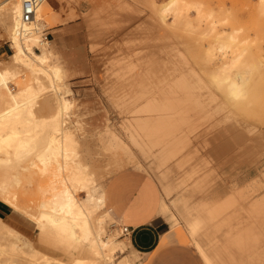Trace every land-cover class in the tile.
I'll list each match as a JSON object with an SVG mask.
<instances>
[{"label":"rangeland","instance_id":"374dc122","mask_svg":"<svg viewBox=\"0 0 264 264\" xmlns=\"http://www.w3.org/2000/svg\"><path fill=\"white\" fill-rule=\"evenodd\" d=\"M167 1L50 0L52 7L41 16L42 42L33 50L50 54L46 68L61 66V79H52L45 70L34 72L12 63L11 0H0V60L10 66L9 74L0 72V186L14 188L29 212L38 215L42 202L50 197L46 192L50 184L69 186L75 192L66 180L68 170L82 168L91 180L88 204L97 208L91 217L93 229L97 230V218L103 216L104 236L122 241L113 253L96 256L88 244L74 240L68 229L47 222L37 229L36 223L21 213L27 220V224L16 225L21 246L27 249L32 245L36 256L4 247L0 255L4 264H32L33 260L36 264H76L77 257L85 258L84 264H109L126 255L131 264H207L183 216L178 192L168 194L162 182L161 175L171 162L157 160L158 148H151L149 136L140 126L154 109L163 112L161 120L168 119V113L178 117L182 136L190 131V146L179 158L191 153L199 174L208 177L205 198L211 201L219 191L226 202L238 192L241 195L232 203L233 209L242 211L238 216L241 222L248 220V200L258 197L244 195L251 179L262 175L261 156L243 147L248 127L264 125V81L261 84L259 77L264 79V68L257 71L246 99L218 105L211 80L216 59L208 58L206 44L196 33L172 26L169 17L161 20ZM204 1L212 8L223 5L230 9L233 21L249 40L250 60L260 63L264 58V12H259V0ZM43 33L49 34L48 41H43ZM207 114L209 120L204 124ZM17 120L21 121L18 126ZM65 133L73 135L68 156L61 145ZM24 137L27 143L25 139L21 142ZM61 165L68 170L59 171ZM128 168L154 176L167 200L173 232L165 251L132 254L129 236H121L120 225L111 214H105L109 212L106 207L99 208L107 179ZM181 172L179 169L173 176L179 179ZM76 192L86 198V192ZM0 201L12 208L1 196ZM193 201L201 203L202 195L197 194ZM2 225L7 226L0 218ZM240 231L210 229L200 239L216 238L222 244Z\"/></svg>","mask_w":264,"mask_h":264},{"label":"bare ground","instance_id":"6f19581e","mask_svg":"<svg viewBox=\"0 0 264 264\" xmlns=\"http://www.w3.org/2000/svg\"><path fill=\"white\" fill-rule=\"evenodd\" d=\"M21 1L23 0H11L8 8V16L10 17L9 39L11 40L14 48V54L11 56L12 63L22 64L34 72L45 70L49 76L52 77V79H61V66L59 67L52 64L53 66H49V68L45 67L49 61L50 54L48 55L45 52L40 54L34 52L33 50L35 45L42 42L39 32L40 27L42 26L41 16L43 14V4L46 0H43L38 5L37 20L31 24L23 23L21 20ZM259 5L263 11L259 9ZM259 5V12H264V0H259ZM163 6L164 9L162 11V15L160 16L161 20L165 22L169 17L172 26H182L189 32L196 33L199 40L203 44H206L208 58L216 59L211 79L214 89L216 90V103L219 105L226 102L234 105L239 102L241 103L244 99H246L255 82L257 71L260 73V71L262 72L261 68H264V58L263 60H260V63H258V60L256 63L255 61L250 60L249 46L247 44L249 40L247 41V39L244 38L242 28L238 27L235 24V21H233L235 18L231 16L232 13H230V9H226L223 5L212 8L208 6L204 0H169L164 3ZM38 16H40V18ZM11 66L13 67V65ZM125 67L130 66L126 65ZM0 72L2 74H9L10 72V66L5 60H0ZM259 77L260 83L262 84V80L264 81V79H261L262 75ZM258 85L259 83H257V86ZM255 92L256 91L254 90L251 97H253ZM204 112L205 110L203 113ZM161 115L163 116L162 111L154 109L153 114L143 119L140 126L144 134L149 136L150 145H152L151 148H158L157 160L164 162L178 157L183 152V150L191 142V135H189L191 133L187 129L186 134L183 136L181 135L182 127L180 126V121L178 117H175L172 113H168V119L163 120L160 119ZM208 120L209 118L207 114V119L204 124L207 123ZM17 121H14V123L16 122L17 124L15 125L18 126L21 121ZM11 123L13 124V122ZM20 131L22 130H19L18 132ZM247 132L248 140L243 148L249 151L250 154L257 152L261 156L260 167L262 175L251 179V182L247 185V189L249 191L245 192L244 196L246 198L258 197V199L251 201L247 210L245 209L249 214V222L247 221L246 224L248 225L245 227L247 236L234 238V242L230 246L223 247V251L214 254L217 264H264V125L260 127L250 125ZM0 137L2 136L0 135ZM22 139H25L24 141L27 143L28 140H26L25 137L20 138L21 142H24ZM256 141H259V146ZM72 143L73 135L71 133H65L61 145L62 148L66 150L65 155L67 156ZM55 148H57V146ZM22 149L23 148H21V150ZM49 159L51 160L52 157L49 156ZM191 161L193 162V155L188 153L182 157L181 160H179L180 166H185ZM189 165H191V163ZM65 170H68L66 169V166L61 165L59 171ZM196 171H198L196 164H193L189 170H186V181L191 179ZM68 172L66 180L71 182L72 187L75 188V192H73L69 186L67 187L64 185L62 188H58L56 185H51L49 183L50 186L46 192L50 193V197L42 202L41 210L38 215L29 212L27 205L24 206L14 188L1 185L0 196L5 202L10 204L13 210H17L27 215L38 225V227L44 228L45 223L47 222L52 226L61 227L62 230L68 229L69 235L74 240L84 245L88 244L89 248L96 256L104 254L105 251L113 253L116 250L117 244H120L122 241H111L104 236L106 233V220L104 217L99 216L97 218V230H94L91 225V217L96 213L97 208L91 207L88 204L89 201L87 200L90 185L89 183L91 182L89 175L85 173L82 168H71ZM203 181L204 180H202V182H196L197 184L194 188L198 189L203 187V184H205ZM77 189L81 192H86V198H81L76 192L78 191ZM257 192H261L259 196H257ZM199 193L200 192L198 190V194ZM238 195L241 194L237 192L234 196L233 200L235 202ZM99 200V208L103 209L105 207L103 191L100 194ZM215 205L216 207L214 210L212 209V212L208 211V213L211 214V217L213 216V219L225 213L231 207L229 205ZM241 212L242 211L240 209H235L230 215L229 221L225 220L218 223L216 228H222L223 226L230 224L232 219L237 220ZM105 214L110 216L109 212H105ZM241 225L242 223L239 222L234 224L236 228H242ZM242 231H244V229ZM123 244L125 246V243ZM21 245L19 233L17 231L8 227V225L6 227H3V225L0 227V247H2L0 255L4 252L3 248L6 247L28 254L35 258L36 251L32 245L29 244L27 249ZM205 257L208 260V264H213L210 262V257L207 255H205ZM85 261V258L77 257L76 264H84ZM0 263L4 264L2 260H0ZM32 264H36V261L33 260ZM109 264L131 263L128 258L124 256L116 263Z\"/></svg>","mask_w":264,"mask_h":264},{"label":"crops","instance_id":"0c3cea01","mask_svg":"<svg viewBox=\"0 0 264 264\" xmlns=\"http://www.w3.org/2000/svg\"><path fill=\"white\" fill-rule=\"evenodd\" d=\"M43 5L42 13L45 14L52 5L50 0H46ZM189 146L190 144L187 145L184 150ZM179 156L172 160H168L171 162V166L168 170L162 173V182L166 187L168 194H171L174 191L178 192V202L182 206L181 210L183 216L187 220L190 230L194 232L193 235H196L195 242L197 248L207 264L208 260L205 255L210 257L211 263L217 264L214 254L223 251V247L230 246L234 242V238L247 236L245 227L248 225L246 223L247 221L249 222V218L247 221L243 222H241V219L239 218L237 220L232 219L230 224L223 226L222 228L226 227L228 229H233L236 228L234 226V224H237L235 221H238L239 223H242V228H240V230L242 231L244 229V231H242V233L241 231L237 232L232 237L227 238L222 244L219 243V240L216 238H207L206 242H203L200 238L203 235H207L208 230H220L222 228H216L217 224L225 220L229 221L230 215L235 210L233 209L234 206L232 203H237V200L236 202L233 200L236 193L231 195L226 202H223V197L218 191L216 196L213 197L211 201H208L204 196L207 195L206 183L209 181L208 177L200 175V169L198 168V171L193 174V177L186 181L185 171L190 169L193 162H189L191 165L187 164L185 166H180L179 160H181L182 157L179 158ZM179 168L182 169V172L179 179H177L173 174L178 171ZM202 180H204L203 183H205L203 184V187L198 189L194 188L197 184L196 182H202ZM198 190L200 192L199 194L202 193V204H196L193 201L194 198L197 197ZM248 201L251 203L250 200ZM104 204L109 211V214L112 215L120 226L130 227L131 233L128 237V250L132 254L137 253L148 255L155 252L165 251L170 247V233L173 231L170 230L171 219L170 213L167 210L168 203L154 176L134 168H128L111 175L104 185ZM215 204H217V206L229 205L231 207L225 213L213 219V216L211 217V214H209L208 211L212 212L216 207ZM246 213L248 212L246 211ZM22 214L17 210H12L7 204L0 201V218H2L4 222L15 231H17V224H27V220L21 216ZM197 235L200 237L197 238ZM214 244L216 247L210 248V245ZM126 257L130 261L127 255Z\"/></svg>","mask_w":264,"mask_h":264},{"label":"built area","instance_id":"2783aa9c","mask_svg":"<svg viewBox=\"0 0 264 264\" xmlns=\"http://www.w3.org/2000/svg\"><path fill=\"white\" fill-rule=\"evenodd\" d=\"M43 0H23L21 20L23 23H34L37 20V9L38 5ZM49 34L43 33V41H48ZM121 236L128 237L131 233V229L128 226H120Z\"/></svg>","mask_w":264,"mask_h":264}]
</instances>
